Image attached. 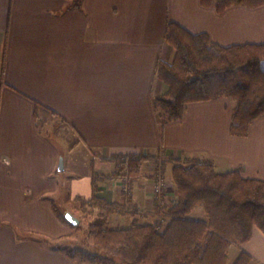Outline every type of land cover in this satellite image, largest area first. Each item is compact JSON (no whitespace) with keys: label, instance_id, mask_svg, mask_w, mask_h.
Returning <instances> with one entry per match:
<instances>
[{"label":"crops","instance_id":"crops-1","mask_svg":"<svg viewBox=\"0 0 264 264\" xmlns=\"http://www.w3.org/2000/svg\"><path fill=\"white\" fill-rule=\"evenodd\" d=\"M76 1L0 0V264H86L53 248L73 236L53 203L64 200L62 210L77 216L76 198L93 193L92 167L110 175L114 153L163 150L165 158L208 159L219 172L264 180V117L248 137H235L234 100L192 103L163 128L154 108L168 90L158 62L175 57L169 20L224 46L264 43V6L218 13L201 0ZM153 172L151 164L137 181L130 208H153ZM121 191L110 178L100 196L123 203ZM234 247L264 264L258 228Z\"/></svg>","mask_w":264,"mask_h":264},{"label":"trees","instance_id":"trees-1","mask_svg":"<svg viewBox=\"0 0 264 264\" xmlns=\"http://www.w3.org/2000/svg\"><path fill=\"white\" fill-rule=\"evenodd\" d=\"M82 1L74 6L80 7ZM201 4L223 13L235 6L257 9L264 0H201ZM166 40L175 57L157 65V76L168 87L154 100L161 127L182 119L192 103L225 98L236 102L231 135L248 137L251 126L264 117V43L224 46L205 32L193 33L170 20ZM108 160L113 172L108 176L92 167V196L76 198L85 215L93 213L91 208L100 211L89 223L92 249L53 245L71 259L86 264H117V259L124 264H230L233 246L250 241L255 228L264 234V180L246 177L241 169L219 172L212 160L165 158L163 150L114 153ZM149 164H154V180L163 178L173 164L171 178L177 193L169 205L155 200L145 214L152 221L143 223L130 204ZM110 178L121 182L123 203L100 196L101 184ZM199 207L204 208L205 218L191 216ZM53 209L65 224L77 228L54 203ZM115 214L133 220L128 227L111 228L109 217ZM233 264H253V257L243 251Z\"/></svg>","mask_w":264,"mask_h":264},{"label":"rangeland","instance_id":"rangeland-1","mask_svg":"<svg viewBox=\"0 0 264 264\" xmlns=\"http://www.w3.org/2000/svg\"><path fill=\"white\" fill-rule=\"evenodd\" d=\"M150 165L151 164L146 166L143 174L147 173V168H149ZM152 167L154 168V164H152ZM172 167H173V164H170L168 166L167 172L165 173V175L163 177V181H164L163 195L164 196L161 197L163 205H169V203L171 204L173 202L170 198V195H167V192H166L167 188L169 189L170 185H171V187L173 186L172 180L170 178L172 175ZM154 183H155V180H154ZM153 188H154V203H155V200H158L155 196V184H154ZM56 203H57L56 204L57 207L61 210L64 209L65 207H68L67 204H64V200H61V202L57 201ZM135 207L133 206V208H131V209L137 210V216L136 217L138 219H140L143 223H148V222L152 221V218H150L149 216H145V214L150 212L149 209L140 210L138 208V206L135 205ZM90 210H92L93 213L85 215L82 211H80L78 209V207L73 209V211L75 212L77 217L81 220V224L77 228H73L72 239L70 237H65L63 239L58 240L57 241V247H61L63 249H66V248H71L74 246H79L81 248H91L92 249V247L88 243V242H90L89 237H88L89 223L96 216H98L100 211L95 210L93 208H91ZM191 216L192 217H198V218H201L204 216L206 217L204 208L199 207L197 210H195L191 214ZM132 220H133L132 216L122 217L120 215L115 214V215H110L108 224H109V227H111V228H113V227H128L131 224ZM238 257H239V254L237 251V247H234L230 253L229 263L233 264L237 260ZM117 264H124V263L120 259H117Z\"/></svg>","mask_w":264,"mask_h":264},{"label":"water","instance_id":"water-1","mask_svg":"<svg viewBox=\"0 0 264 264\" xmlns=\"http://www.w3.org/2000/svg\"><path fill=\"white\" fill-rule=\"evenodd\" d=\"M64 164L65 161L63 158H61L58 168L60 172L64 171ZM65 218L74 227H78L81 224V220L70 211L65 212Z\"/></svg>","mask_w":264,"mask_h":264},{"label":"built area","instance_id":"built-area-1","mask_svg":"<svg viewBox=\"0 0 264 264\" xmlns=\"http://www.w3.org/2000/svg\"><path fill=\"white\" fill-rule=\"evenodd\" d=\"M163 189H164V181L163 178L160 176L157 180H155V196L162 203V196H163ZM164 200V199H163Z\"/></svg>","mask_w":264,"mask_h":264}]
</instances>
